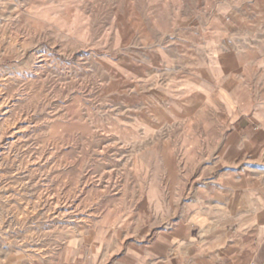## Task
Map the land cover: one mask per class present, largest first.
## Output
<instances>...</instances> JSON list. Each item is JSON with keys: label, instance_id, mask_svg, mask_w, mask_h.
I'll return each mask as SVG.
<instances>
[{"label": "rangeland", "instance_id": "1", "mask_svg": "<svg viewBox=\"0 0 264 264\" xmlns=\"http://www.w3.org/2000/svg\"><path fill=\"white\" fill-rule=\"evenodd\" d=\"M232 54L259 100L264 0H0V264H123L239 213L208 199L244 165L222 117Z\"/></svg>", "mask_w": 264, "mask_h": 264}, {"label": "crops", "instance_id": "2", "mask_svg": "<svg viewBox=\"0 0 264 264\" xmlns=\"http://www.w3.org/2000/svg\"><path fill=\"white\" fill-rule=\"evenodd\" d=\"M230 57L228 63L222 62L221 69L228 72L229 93L236 97L222 117L227 118L229 128L233 130L228 144L230 160L244 165L235 170H221L217 176L224 180L213 181L214 193L208 199H211L210 204H234L239 213H228L229 216L224 210H218L213 216L211 212L202 213L182 223L180 228L161 234L143 248L134 250L132 259L125 257L123 264L264 261V80L261 98L253 100L248 75L252 64H243L236 54ZM258 63L255 61V66ZM242 85L245 104H237L236 92ZM47 264H76V257L67 253Z\"/></svg>", "mask_w": 264, "mask_h": 264}, {"label": "built area", "instance_id": "3", "mask_svg": "<svg viewBox=\"0 0 264 264\" xmlns=\"http://www.w3.org/2000/svg\"><path fill=\"white\" fill-rule=\"evenodd\" d=\"M246 264H264V261L256 263V262H250V263H246Z\"/></svg>", "mask_w": 264, "mask_h": 264}]
</instances>
